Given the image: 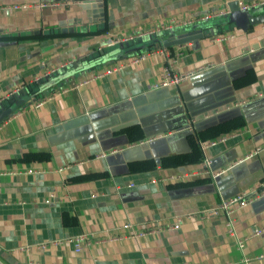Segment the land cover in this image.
<instances>
[{"label": "crops", "instance_id": "obj_1", "mask_svg": "<svg viewBox=\"0 0 264 264\" xmlns=\"http://www.w3.org/2000/svg\"><path fill=\"white\" fill-rule=\"evenodd\" d=\"M231 1L0 0V112L13 109L0 121V264H264V195L234 209L232 233L225 214L206 216L264 181V23L243 29L218 15L164 28ZM249 11L264 15V4ZM198 29L201 38L165 46L176 71L194 72L178 86L153 87L168 59L157 54L75 87ZM56 33L76 35L31 38ZM191 118L187 150L171 145L168 133ZM218 125L216 138L200 137ZM205 157L209 173L189 175ZM125 222L154 232L76 250V236L113 237Z\"/></svg>", "mask_w": 264, "mask_h": 264}, {"label": "built area", "instance_id": "obj_2", "mask_svg": "<svg viewBox=\"0 0 264 264\" xmlns=\"http://www.w3.org/2000/svg\"><path fill=\"white\" fill-rule=\"evenodd\" d=\"M238 4L241 10H249L250 8L256 7V6H261L264 4V0H256L253 2H246L245 0H238ZM230 11L229 10H220L216 9V11H212L211 13L203 14V15H196V14H189L186 17H183L182 19L178 20L177 18H173L170 20L169 23H167L164 28L165 29H171L174 26L177 25H191L192 23H195L196 21H201V20H207L211 16H218V15H225L228 14ZM158 28L150 30V31H143L140 29H136L132 31L130 36L125 37V40H128L129 38H134L137 36H143L145 34H153L156 33ZM116 42H119V39H113L110 42V45L115 44ZM161 55L164 54L168 57L164 67H163V72L161 79L158 80L153 87L158 89L162 87H170V86H178L181 82L185 81L188 79L190 76L193 75L194 72L190 71L187 73H182L178 72L175 69V63H176V58L171 56L169 48L162 46V47H157V48H152L148 52H142L137 55H133L127 59V61L120 62L116 65H113L109 67L108 69H103L101 71H98L94 74H92L90 77L83 79L81 81H78L75 83V87H79L83 84L88 83L90 80H94L97 78H102L108 75H111L114 72H117L121 70L124 66L132 65L135 66L138 63H141L145 61L148 57L152 55ZM19 91V88H15L9 95H12L13 93H16ZM48 96V95H47ZM50 97V96H48ZM44 102V99H39V101L36 102L35 106H39ZM195 118H191L190 120V129L194 131V133L197 135L195 123H196ZM223 139V138H222ZM215 141H209V142H200L201 148L206 147V145H211L215 144ZM262 148H257L254 153H250L246 155V159L251 158L253 155L257 154L259 151H261ZM211 164L210 159L204 158L202 161V169L199 171H194L191 172L189 175H200V174H207L209 173V166ZM226 169L219 170L217 172L213 173V176L217 177L218 175L222 174L225 172ZM264 195V181H262L261 184L258 185V187L252 191V193H247V192H242L238 193L236 195H233L231 197H227L221 200V202L215 206L209 209L206 212V216H212V217H217L221 214H225L228 218L227 221V226L228 230L230 233L233 232V225H232V213L236 207H246L251 201L254 199H257L258 197ZM48 201V200H47ZM175 228H178V225H175ZM122 232L118 235H115L113 237H95L94 234H80L74 238V243L76 246V250L80 251L82 249V245L84 243H90V241H94L95 243H100L102 241L108 240V241H113L119 238H128V237H136V236H145L149 233H153L154 229H147L146 231H141L137 229L133 223L131 222H125L121 226ZM256 234L261 233L260 229H257L255 231ZM245 245L244 240L239 241V246L242 248Z\"/></svg>", "mask_w": 264, "mask_h": 264}, {"label": "water", "instance_id": "obj_3", "mask_svg": "<svg viewBox=\"0 0 264 264\" xmlns=\"http://www.w3.org/2000/svg\"><path fill=\"white\" fill-rule=\"evenodd\" d=\"M229 9L230 12L228 14L222 15V20H224L222 23L229 24L233 23L236 26L246 29L249 25H256L259 23H264V15H252V13L249 10H241L238 4V0H233L229 3ZM220 18H218L219 20ZM203 36L202 30L198 29L195 31H188L186 33L177 35V36H171L167 39L163 40L164 46H174L178 44H183L185 42H188L190 40L201 38ZM13 109L9 108L7 110H3L0 112V121L5 118L6 116L12 114ZM190 122L185 127L179 128L174 132L168 133V136L166 137L169 143L172 145L175 144L178 146V144H181L182 148L181 150H187L188 147V136L193 134L194 131L190 129ZM196 127V123H195ZM196 131H198L196 127Z\"/></svg>", "mask_w": 264, "mask_h": 264}, {"label": "trees", "instance_id": "obj_4", "mask_svg": "<svg viewBox=\"0 0 264 264\" xmlns=\"http://www.w3.org/2000/svg\"><path fill=\"white\" fill-rule=\"evenodd\" d=\"M108 30L107 28H103V29H99V30H96V31H91V32H87L85 34H91V35H101V34H104L106 33ZM51 35H58V36H68V35H76V33H56V34H47V35H34V36H31V38H41V37H46V36H51ZM7 39V38H6ZM29 90L31 92H34V89L33 87H29ZM236 126H234L235 128ZM231 128H233L232 126H229L228 130H230ZM224 126H215V127H212V128H209L207 131H204V132H199L200 134V137L203 139V140H206V139H214L216 138L221 132H224ZM199 150L201 152V149L199 147ZM200 152H196V158H191L190 161H199L201 158V153ZM169 160H164V164L165 163H171V161H178V159H175V157H169L168 158ZM174 159V160H172ZM99 176V174L97 173H92V174H87V175H83L81 177L78 178V180H89V179H92L94 177H97Z\"/></svg>", "mask_w": 264, "mask_h": 264}, {"label": "rangeland", "instance_id": "obj_5", "mask_svg": "<svg viewBox=\"0 0 264 264\" xmlns=\"http://www.w3.org/2000/svg\"><path fill=\"white\" fill-rule=\"evenodd\" d=\"M220 19H222V18H220ZM220 19H219V20H220ZM214 20H215V19H213V20H211V21H214ZM207 22H208V20H207V21H205V23H204V24H206ZM192 27H194V25H190V26H188V27H186V26H185V27H184V28H182V29H186V28H192Z\"/></svg>", "mask_w": 264, "mask_h": 264}]
</instances>
